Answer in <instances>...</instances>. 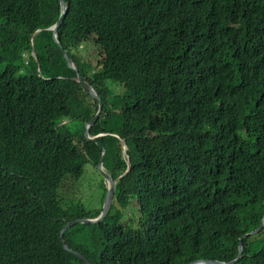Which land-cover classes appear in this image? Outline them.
Returning a JSON list of instances; mask_svg holds the SVG:
<instances>
[{
  "label": "trees",
  "instance_id": "trees-1",
  "mask_svg": "<svg viewBox=\"0 0 264 264\" xmlns=\"http://www.w3.org/2000/svg\"><path fill=\"white\" fill-rule=\"evenodd\" d=\"M64 1L56 37L101 99L100 136H84L97 101L47 29L59 0H0V264H83L59 233L100 210L59 190L99 144L114 198L64 231L69 248L91 264L233 260L264 216V0ZM89 41L95 64L73 54ZM130 199L136 228L118 219ZM259 232L235 264H264Z\"/></svg>",
  "mask_w": 264,
  "mask_h": 264
},
{
  "label": "rangeland",
  "instance_id": "rangeland-1",
  "mask_svg": "<svg viewBox=\"0 0 264 264\" xmlns=\"http://www.w3.org/2000/svg\"><path fill=\"white\" fill-rule=\"evenodd\" d=\"M31 54L34 55L33 53ZM73 54L76 55L77 58L87 60L92 64L97 63L100 59L99 49L92 41L79 44V46L73 50ZM109 84L114 91L121 89L115 88L113 86L114 84H111L110 82ZM105 187L106 182L99 172L97 165L92 161H87L83 166L82 175L77 180L66 179L63 182V185L59 190V197L61 198V201L73 200L80 202L84 209L90 212V215H94L96 211H101L106 193L104 190ZM133 206H136L134 199L129 200L126 208H120L119 206L120 211L118 219L128 228L138 227L139 211L134 209ZM98 214L99 213H97L95 217H97ZM257 239H264V223L261 231L257 234Z\"/></svg>",
  "mask_w": 264,
  "mask_h": 264
},
{
  "label": "water",
  "instance_id": "water-1",
  "mask_svg": "<svg viewBox=\"0 0 264 264\" xmlns=\"http://www.w3.org/2000/svg\"><path fill=\"white\" fill-rule=\"evenodd\" d=\"M59 4H60V14L58 16V19L56 20V22L53 25L49 26L48 29L52 31V38L58 44L59 48L61 49L62 56L65 59L67 66L75 71V77L73 79L81 85L82 89L86 93H88L90 96H92L97 101V106H98L97 111L90 118V120L87 122V124L85 125V132H84V136L87 140L96 142V137L100 136V134H98L96 136H90L89 135V129L91 128V126L94 125V123L98 119V117L102 111L103 104H102L101 99H100L98 93L96 92V90L93 88V86L91 84H89L81 76V74L78 71L77 66H75V64L73 62V59L67 54V52L63 49L62 45L57 40V37H56L57 30H58V28H59V26L63 20V17L66 14L67 8H68V4L64 0H59ZM99 147L101 148V155H100L96 165H97L99 172L101 173L102 177L104 178V180L106 182V193H105L104 200L102 203L101 211L99 212L97 217L75 218V219L67 222L59 233L60 241H61L63 248L65 250H67L68 252L74 254L83 264H91V262L80 252L69 248V246L65 243V241L63 239V233L67 228H69L70 226L77 224V223L95 224V223L101 222L102 219L104 218L105 214L107 213V211L110 207V204L114 198V188H115V184L117 182V179H113L108 174V172L103 168V159L105 157L106 151L102 145L99 144ZM123 149H126L125 145H123ZM127 162H128V168H129V161L127 160ZM263 223H264V216H263V219H262L260 225L257 228H255L254 230H252L248 233H245L244 235L241 236V238L239 240V245H238V254L233 260H231L229 262H223V261H218V260L200 259V260L190 261V262L185 263V264H235L237 262V260L239 259L240 254H241L243 239L245 237H247L248 235H254L257 232H259V230H261L263 227Z\"/></svg>",
  "mask_w": 264,
  "mask_h": 264
},
{
  "label": "clouds",
  "instance_id": "clouds-1",
  "mask_svg": "<svg viewBox=\"0 0 264 264\" xmlns=\"http://www.w3.org/2000/svg\"><path fill=\"white\" fill-rule=\"evenodd\" d=\"M47 29H48V27H47ZM39 30H40V29H38V31H39ZM32 53L34 54L33 56L35 57V52L32 51Z\"/></svg>",
  "mask_w": 264,
  "mask_h": 264
}]
</instances>
